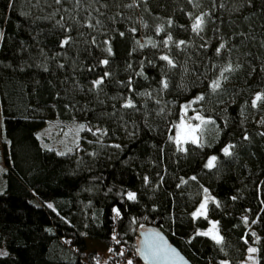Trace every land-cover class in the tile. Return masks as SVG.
I'll return each instance as SVG.
<instances>
[{
  "label": "trees",
  "instance_id": "obj_1",
  "mask_svg": "<svg viewBox=\"0 0 264 264\" xmlns=\"http://www.w3.org/2000/svg\"><path fill=\"white\" fill-rule=\"evenodd\" d=\"M186 103L195 143L173 137ZM73 120V151L41 145ZM0 155V264H142L146 224L193 264H264V0H0Z\"/></svg>",
  "mask_w": 264,
  "mask_h": 264
},
{
  "label": "rangeland",
  "instance_id": "obj_2",
  "mask_svg": "<svg viewBox=\"0 0 264 264\" xmlns=\"http://www.w3.org/2000/svg\"><path fill=\"white\" fill-rule=\"evenodd\" d=\"M189 105V103H186L183 105L182 107V112L180 115L179 120L176 122L175 126H174V134L173 137L175 139L176 135H177V126L181 123V117H185V124L188 125H192V126H196L197 127V132L195 133L196 136V140H198V131H199V127L201 125V120L197 121V123L193 122L191 120V118L188 115V110L187 113L185 115V111H184V106ZM83 126V127H81ZM88 127L85 125L84 122H82L81 120H73L71 122H59V121H47L42 127H40L37 131V137L40 140V143L43 147L48 148V149H54L56 152L58 153H66V152H70L73 151L79 144V142L81 141V136L83 134V131L85 129H87ZM191 139L192 140V135L190 133H188L187 128H185L183 130V133L180 137V141H185ZM2 156L0 155V190L2 185V175L5 172V166L2 163ZM207 198V202L209 201V199L214 198L213 195H211L210 192H208V190H206L203 200L201 201V203L199 204L198 208L196 209L195 213L199 210L200 205L205 201V199ZM207 207V204H206ZM215 223L216 224V228L212 229V224ZM212 230V235H218L220 238V233L218 231L217 228V223L214 219H212L210 221V225L202 230L201 232H209V230ZM212 235H209L210 237H212ZM88 247L90 249H96L99 252L104 253L106 252L104 249V244L97 242V241H93V240H89L88 241ZM253 248L252 246H249L245 257L240 260L239 264H257L256 261V254L255 253H250L249 249ZM4 252V248L0 247V253ZM249 257H252V259H249ZM225 264H228L227 262H224Z\"/></svg>",
  "mask_w": 264,
  "mask_h": 264
},
{
  "label": "water",
  "instance_id": "obj_3",
  "mask_svg": "<svg viewBox=\"0 0 264 264\" xmlns=\"http://www.w3.org/2000/svg\"><path fill=\"white\" fill-rule=\"evenodd\" d=\"M136 256L142 264H193L192 261L171 242L158 226L146 224L136 229ZM159 254H155L156 252Z\"/></svg>",
  "mask_w": 264,
  "mask_h": 264
},
{
  "label": "snow or ice",
  "instance_id": "obj_4",
  "mask_svg": "<svg viewBox=\"0 0 264 264\" xmlns=\"http://www.w3.org/2000/svg\"><path fill=\"white\" fill-rule=\"evenodd\" d=\"M59 2H60V0H57V3H59ZM202 22H203V17L197 18V20L195 21V23L192 26L193 31H196L197 33L199 31H201L202 30V28H201ZM168 39L171 40V37L169 36ZM63 43L65 45H67L69 43V41L66 39ZM164 43L167 44V41H165ZM179 43L183 44L184 41H180ZM153 46H155V45H153ZM223 47H224V45H220V48H223ZM220 48L217 49V55L220 54ZM107 51L109 53H111V48H108ZM160 59L166 61L168 65H170L172 67H175L174 62L171 59H169V57L167 55L161 56ZM102 63L106 65L108 63V61L104 60V61H102ZM231 70H232L231 65L227 66L224 69L225 72L231 71ZM105 75L107 76L108 74L105 73ZM220 75L223 78L224 73L221 72ZM102 83H103L102 79L94 81V86L99 87V85L102 84ZM162 85H163L164 88H167V86H168L167 85V81H162ZM219 87H220V80L219 79L212 82L211 88H212L213 91L219 89ZM198 99H203V97L201 96ZM261 99H262V97L260 95H257L256 98H255V101L253 102V105L255 106L256 101H260ZM132 106L133 105H132L131 101H129L127 104L124 105V107H132ZM188 107H189V105L184 106L185 115L187 113ZM193 119L201 120L202 118L199 115H196L195 117H193ZM81 127H83V126H81ZM185 128H187L188 133H190L192 135V140L195 143L196 139H197L196 136H195V133L197 132V127L196 126H192L190 124L186 125L185 124V117H183V116L181 117V123L177 126L178 131H177V135L175 137L176 142L177 143L180 142V137H181V135L183 133V130ZM180 150H183V149H180ZM223 151L225 152V154H229V149L227 147ZM215 159H216L215 157H212L209 160V162H208V164L206 166L209 167V168L213 167ZM193 179H195V177H193ZM128 199H135V194L128 193ZM206 204H207V198L200 205L199 210L196 213H194V216L199 217L200 215H205V218H206ZM49 207H51V205H49ZM117 215H119L118 211H117ZM245 222H247L246 218H245ZM215 228H216V224L213 223L212 224V229H215ZM199 234L200 235H212V230L210 229L209 232H204V233H199ZM212 238L214 240H216L217 243L221 242V238L218 235H212ZM249 252L250 253H255V252H257V249L256 248H250ZM155 254H159V252L157 251ZM249 259H252V257H249ZM128 264H132V262L129 261Z\"/></svg>",
  "mask_w": 264,
  "mask_h": 264
},
{
  "label": "built area",
  "instance_id": "obj_5",
  "mask_svg": "<svg viewBox=\"0 0 264 264\" xmlns=\"http://www.w3.org/2000/svg\"><path fill=\"white\" fill-rule=\"evenodd\" d=\"M101 259H103L102 256H99V257H98V260L101 261ZM128 262H129V261H128ZM128 262H126V263H124V264H128ZM131 262H132V261H131ZM107 264H111V262H108ZM132 264H136V263L132 262Z\"/></svg>",
  "mask_w": 264,
  "mask_h": 264
}]
</instances>
